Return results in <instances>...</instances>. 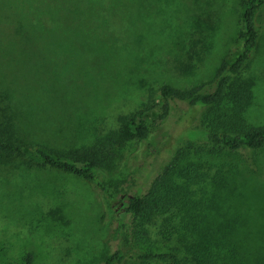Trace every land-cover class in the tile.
Returning <instances> with one entry per match:
<instances>
[{
  "label": "rangeland",
  "instance_id": "374dc122",
  "mask_svg": "<svg viewBox=\"0 0 264 264\" xmlns=\"http://www.w3.org/2000/svg\"><path fill=\"white\" fill-rule=\"evenodd\" d=\"M241 9V0H0V123L29 144L0 165V264H24L30 251L34 264H105V254L136 251L122 193L136 184L147 191L172 163L180 185L193 166L207 175L188 185L195 197L214 191L213 179L224 185L218 201L229 214L218 218L238 219L230 237L243 249L264 232V148L251 151L250 165L242 153L196 141L206 108L172 100L163 116L160 94L164 83L184 89L211 80L242 46ZM257 22L260 44L241 74L253 85L250 126L264 124V7ZM130 117L144 119L148 137L99 147L110 159L98 172L114 199L41 164L35 152L94 147ZM155 216L146 227L157 252L181 246L160 232L182 213ZM182 248L177 259L150 264H184ZM253 250L260 254L256 242Z\"/></svg>",
  "mask_w": 264,
  "mask_h": 264
},
{
  "label": "trees",
  "instance_id": "16d2710c",
  "mask_svg": "<svg viewBox=\"0 0 264 264\" xmlns=\"http://www.w3.org/2000/svg\"><path fill=\"white\" fill-rule=\"evenodd\" d=\"M241 3L243 25L241 48L233 56L220 62L207 83L184 89L164 83L160 87V94L165 101L163 116L168 114L169 101L172 100L183 101L189 106L205 107L206 112L202 118L204 133L202 138L196 141L233 153H242L248 164L255 165L250 153L264 148V124L250 126L245 123L244 112L252 103L253 85L241 74L260 44L261 31L257 17L264 7V0H241ZM33 66L38 68L35 64ZM45 67L47 69L48 66ZM207 85L210 88H204ZM8 128L5 124L4 130L3 124L0 123V165L10 164L8 162L22 155L23 149L29 147L25 139L14 137L12 132L9 134ZM149 134L150 129L145 125L144 119L130 117L121 121L119 127L110 133V137H104L100 144L96 143L97 147L72 149L69 153H60L42 145H36L34 148L42 161L41 164L93 182L114 199L116 192L111 185L102 180L98 172V168L107 164L110 159L104 149L99 147L108 149L115 145L122 146L135 137L142 139ZM178 176L172 163L152 181L147 191L144 192V185L136 184L131 194L122 193L127 198V201L123 202L125 207L123 214L132 215L134 236L132 247H138L136 251H131L130 247L127 255L119 249L105 254V264H150L156 260H175L181 246L187 253L184 256L186 259L184 264H264V232L255 238L247 237L244 248L247 250L246 253L243 244L230 237L237 228L238 219L234 216L227 220L218 218L228 213L218 201V191L224 185L217 184L215 181L218 180L213 179L214 191L206 192L198 198L195 197L197 191L190 189L188 185L205 181L204 177L207 175L200 173V166H193L189 173H185L187 181L181 185L178 180L175 181V177ZM171 208L177 209L182 216L175 227L172 217L166 218L168 227L160 233L162 238L168 241L175 236L181 246L177 245L178 249L172 246L168 252H157V247L149 241L146 225L153 222L155 215L166 213ZM239 222L241 224V221ZM254 242L260 249L258 255L253 250ZM24 260V264H34V253L27 252Z\"/></svg>",
  "mask_w": 264,
  "mask_h": 264
},
{
  "label": "flooded vegetation",
  "instance_id": "af4514ba",
  "mask_svg": "<svg viewBox=\"0 0 264 264\" xmlns=\"http://www.w3.org/2000/svg\"><path fill=\"white\" fill-rule=\"evenodd\" d=\"M122 199H123V201H121L120 204H123V202H126L127 201V198H125L123 195H122Z\"/></svg>",
  "mask_w": 264,
  "mask_h": 264
},
{
  "label": "water",
  "instance_id": "95a60500",
  "mask_svg": "<svg viewBox=\"0 0 264 264\" xmlns=\"http://www.w3.org/2000/svg\"><path fill=\"white\" fill-rule=\"evenodd\" d=\"M130 196V195H129Z\"/></svg>",
  "mask_w": 264,
  "mask_h": 264
}]
</instances>
